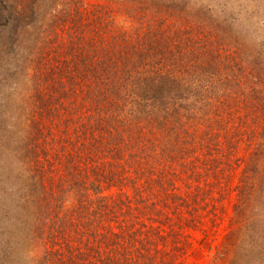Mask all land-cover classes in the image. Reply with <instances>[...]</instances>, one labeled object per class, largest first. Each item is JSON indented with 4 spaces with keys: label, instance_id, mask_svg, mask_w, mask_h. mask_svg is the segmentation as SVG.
<instances>
[{
    "label": "trees",
    "instance_id": "16d2710c",
    "mask_svg": "<svg viewBox=\"0 0 264 264\" xmlns=\"http://www.w3.org/2000/svg\"><path fill=\"white\" fill-rule=\"evenodd\" d=\"M248 1L249 18L0 0V264H136L133 211L184 207L173 178H216L245 146L240 181L264 179V0Z\"/></svg>",
    "mask_w": 264,
    "mask_h": 264
},
{
    "label": "rangeland",
    "instance_id": "374dc122",
    "mask_svg": "<svg viewBox=\"0 0 264 264\" xmlns=\"http://www.w3.org/2000/svg\"><path fill=\"white\" fill-rule=\"evenodd\" d=\"M195 1L215 6L222 13L232 11L238 4L246 9L245 17H251V11L254 13L248 0ZM164 21L168 25L178 23L173 17H164ZM198 36L201 34L197 32ZM85 109L81 107L76 113L84 122L87 121ZM90 133L91 130L86 134ZM79 134L81 132L76 135ZM241 149L233 154L229 164H220L216 178L208 175L200 178L202 181L198 183L187 176L184 182L173 178L187 202L184 207L175 210L161 206L165 209L161 214H157L160 205L133 211L136 224L133 229L138 231L135 246L142 251L137 255L138 259L134 257L136 264H264V179L248 183L240 181V171L248 157L245 146ZM116 193L113 190V194ZM185 193L190 195L189 198ZM127 195L131 196L132 192ZM158 229H164L162 236L156 234ZM144 236L154 241L152 247L139 244L145 242ZM130 250L131 246L125 245L127 259ZM124 264L134 263L127 261Z\"/></svg>",
    "mask_w": 264,
    "mask_h": 264
}]
</instances>
